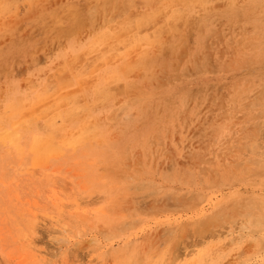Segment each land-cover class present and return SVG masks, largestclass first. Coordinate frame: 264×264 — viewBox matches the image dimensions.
<instances>
[{
  "label": "rangeland",
  "instance_id": "374dc122",
  "mask_svg": "<svg viewBox=\"0 0 264 264\" xmlns=\"http://www.w3.org/2000/svg\"><path fill=\"white\" fill-rule=\"evenodd\" d=\"M262 20L260 0H0V264H260ZM178 81L196 119L133 154Z\"/></svg>",
  "mask_w": 264,
  "mask_h": 264
},
{
  "label": "snow or ice",
  "instance_id": "6c2138e0",
  "mask_svg": "<svg viewBox=\"0 0 264 264\" xmlns=\"http://www.w3.org/2000/svg\"><path fill=\"white\" fill-rule=\"evenodd\" d=\"M260 7L264 9V0H260ZM163 92L168 97V101H162L160 108L145 121L142 133L134 135L130 139L129 147L133 154L137 150H142L145 153L149 150H158L167 144L169 136L173 138L175 144V137L178 132L183 139L184 123L189 108H191L192 119H196L198 104L196 106L191 104L189 93L183 87L182 82L169 84L163 89ZM260 230L262 237H264V218H262ZM250 239L251 236L245 238L244 231H242L241 241L234 250L242 248L244 243ZM259 259L260 264H264V252H261ZM51 264H57V261H52ZM244 264H256V261L249 256L245 258Z\"/></svg>",
  "mask_w": 264,
  "mask_h": 264
},
{
  "label": "bare ground",
  "instance_id": "6f19581e",
  "mask_svg": "<svg viewBox=\"0 0 264 264\" xmlns=\"http://www.w3.org/2000/svg\"><path fill=\"white\" fill-rule=\"evenodd\" d=\"M238 8V7H237ZM228 10V9H227ZM263 10V9H262ZM40 25V24H39ZM213 78V77H212ZM71 91V90H70ZM79 110V109H78ZM80 111V110H79Z\"/></svg>",
  "mask_w": 264,
  "mask_h": 264
}]
</instances>
